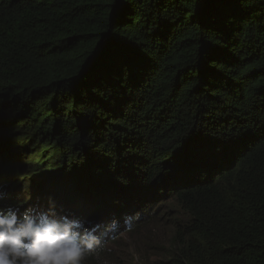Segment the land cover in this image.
Returning a JSON list of instances; mask_svg holds the SVG:
<instances>
[{"label": "trees", "instance_id": "16d2710c", "mask_svg": "<svg viewBox=\"0 0 264 264\" xmlns=\"http://www.w3.org/2000/svg\"><path fill=\"white\" fill-rule=\"evenodd\" d=\"M0 192L117 220L85 264H264V0H0Z\"/></svg>", "mask_w": 264, "mask_h": 264}, {"label": "clouds", "instance_id": "9594fccd", "mask_svg": "<svg viewBox=\"0 0 264 264\" xmlns=\"http://www.w3.org/2000/svg\"><path fill=\"white\" fill-rule=\"evenodd\" d=\"M18 212L13 206L0 209V264H85L107 251L104 237L119 223L88 226L58 213L51 198L44 211L28 207ZM138 218V213L125 217L126 229L131 231Z\"/></svg>", "mask_w": 264, "mask_h": 264}, {"label": "rangeland", "instance_id": "374dc122", "mask_svg": "<svg viewBox=\"0 0 264 264\" xmlns=\"http://www.w3.org/2000/svg\"><path fill=\"white\" fill-rule=\"evenodd\" d=\"M2 174V173H1ZM19 176L20 177H22V175L21 174H18V175H12V177H10V180L11 181H16V179H15V177H18V179H19ZM1 193V192H0ZM161 229H162V232L164 233V234H166V231H164V229L161 227V226H159V225H153V226H149L148 228H147V230L146 231H148V232H150L148 235H147V237L148 238H153V239H156V240H158V237H161L162 236V234H161ZM166 230V229H165ZM153 234V235H152ZM146 237V238H147ZM147 238V239H148ZM137 241V240H136ZM132 243H133V241H132V239H128L127 238V234H125V235H122V237L120 238V241H119V244H121L122 245V247H125V246H128L130 249L132 248ZM138 243V242H137ZM137 250V252H148L147 251V248H145V249H143V246L142 245H140L139 247H138V249H136ZM117 252H120V250H118Z\"/></svg>", "mask_w": 264, "mask_h": 264}, {"label": "flooded vegetation", "instance_id": "af4514ba", "mask_svg": "<svg viewBox=\"0 0 264 264\" xmlns=\"http://www.w3.org/2000/svg\"><path fill=\"white\" fill-rule=\"evenodd\" d=\"M15 179H17V178H15Z\"/></svg>", "mask_w": 264, "mask_h": 264}]
</instances>
